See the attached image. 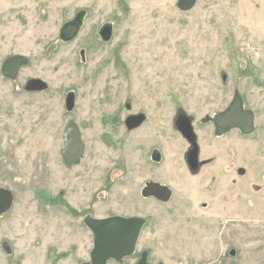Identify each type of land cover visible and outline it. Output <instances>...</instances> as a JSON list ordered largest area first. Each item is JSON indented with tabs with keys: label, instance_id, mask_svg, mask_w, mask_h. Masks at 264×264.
<instances>
[{
	"label": "rangeland",
	"instance_id": "rangeland-1",
	"mask_svg": "<svg viewBox=\"0 0 264 264\" xmlns=\"http://www.w3.org/2000/svg\"><path fill=\"white\" fill-rule=\"evenodd\" d=\"M80 9L78 35L60 41ZM107 21L113 33L102 42ZM12 54L29 63L14 80L0 72V186L14 195L0 215V264H85V217L115 214L145 224L135 252L107 264H136L143 251L151 264H264V0H197L187 11L176 0H0V66ZM28 77L48 88L27 93ZM235 93L254 112V131L215 137L205 117ZM178 111L191 118L200 158L215 157L197 175L184 164ZM139 112L145 121L128 130L126 116ZM69 121L85 147L66 167ZM152 180L171 188L168 201L141 195Z\"/></svg>",
	"mask_w": 264,
	"mask_h": 264
},
{
	"label": "water",
	"instance_id": "water-1",
	"mask_svg": "<svg viewBox=\"0 0 264 264\" xmlns=\"http://www.w3.org/2000/svg\"><path fill=\"white\" fill-rule=\"evenodd\" d=\"M197 0H176V7L181 11L192 9ZM84 19V12L78 11L76 15L65 21L60 27V39L64 42L74 39ZM112 24L105 23L99 33L103 40H108L111 36ZM28 59L25 55L15 54L7 57L3 61L2 72L5 77L14 78L21 66L26 65ZM225 79V75H223ZM47 83L41 78H30L27 81L25 89L44 90ZM75 104L74 91H68L65 96V109L70 111ZM145 120V114H131L126 117L125 125L131 130ZM205 121H211L214 125L215 134L220 136L232 129H238L244 135L254 131V113L250 108L245 107L241 95L235 93L228 106L211 116H206ZM175 127L181 135L193 146L188 156L197 157L198 144L197 137L193 130L191 119L185 114L182 119L175 122ZM64 146L61 149V156L66 167L76 164L84 152V142L81 137V131L75 121H69L63 130ZM155 160L160 159V154L154 150ZM240 174L244 172L243 168L238 170ZM144 197H154L162 202L168 201L172 195V190L168 185L160 182H146L141 192ZM12 203V195L8 189L0 188V214L6 212ZM84 223L91 230L93 246L90 250V260L85 264H107L110 259L123 262L125 257L131 256L135 250L137 241L145 218L139 215H110L105 217L86 216ZM147 251H143L136 264H151L147 260ZM156 264H164L162 262Z\"/></svg>",
	"mask_w": 264,
	"mask_h": 264
},
{
	"label": "flooded vegetation",
	"instance_id": "flooded-vegetation-1",
	"mask_svg": "<svg viewBox=\"0 0 264 264\" xmlns=\"http://www.w3.org/2000/svg\"><path fill=\"white\" fill-rule=\"evenodd\" d=\"M80 10H82L83 12H84V19H83V24H84V20H85V18H86V15H87V11L85 10V9H80ZM80 10H78V11H80ZM78 11H76V13L78 12ZM76 13L74 14V16L76 15ZM73 16V17H74ZM72 17V18H73ZM71 19V18H70ZM69 20V19H68ZM107 22H109V21H107ZM107 22H104L102 25H100V27L98 28V30H97V32H96V36L102 41V42H107V41H109L110 39H111V37H112V33H113V25H112V32H111V36H110V38L108 39V40H103V38H102V35L99 33V31H100V29H101V27L105 24V23H107ZM64 23V22H63ZM62 23V24H63ZM111 23V22H110ZM83 24H82V26H83ZM112 24V23H111ZM82 26H81V28H82ZM61 27V26H60ZM81 28H80V30H81ZM79 30V31H80ZM79 33V32H78ZM59 35H60V29H59V32H58V38H59V40L60 41H62L61 39H60V37H59ZM78 35V34H77ZM73 40V39H72ZM62 42H64V41H62ZM67 42H69V41H67ZM12 55H15V54H12ZM23 55V54H22ZM9 56H11V55H9ZM9 56H7V57H9ZM7 57H5L4 59H3V61L7 58ZM27 59H28V57H27ZM3 61H2V63H1V66H0V72H1V74H2V76L3 77H5L4 76V74H3V72H2V66H3ZM29 63V59H28V62H27V64ZM26 64V65H27ZM25 66V65H24ZM23 66H21L20 68H19V70L22 68ZM19 70H18V72H17V75H18V73H19ZM17 75L14 77V78H8V77H5L6 79H9V80H14V79H16V77H17ZM30 78H39V77H28L27 79H26V81H25V83H24V90L27 92V93H36V92H41V91H43V90H32V91H28V90H26L25 89V87H26V84H27V81L30 79ZM46 82V81H45ZM47 83V82H46ZM48 85V84H47ZM47 88H48V86H47ZM46 88V89H47ZM45 90V89H44ZM66 96V95H65ZM139 113H143V112H139ZM254 113V112H253ZM133 114H138V113H133ZM143 114H145V113H143ZM129 115H131V114H129ZM129 115H127V116H129ZM185 115V113L184 112H181V111H178V113H177V115H176V119L174 120V127H175V122L177 121V120H179V119H182L183 118V116ZM126 116V117H127ZM190 118V117H189ZM206 118V117H205ZM126 119V118H125ZM145 119H146V115H145ZM191 119V118H190ZM145 121V120H144ZM143 121V122H144ZM142 122V123H143ZM211 124H212V126H213V133H214V136L215 137H220V136H223L224 134H226V133H224V134H222V135H220V136H217L216 134H215V129H214V125H213V123L211 122V121H209ZM141 123V124H142ZM67 125V124H66ZM124 125H125V120H124ZM140 126V125H139ZM138 126V127H139ZM125 127H126V125H125ZM138 127H136V128H138ZM127 128V127H126ZM136 128H134V129H136ZM128 129V128H127ZM177 129V128H176ZM129 130V129H128ZM132 130V129H131ZM178 130V129H177ZM238 130V129H237ZM239 131V130H238ZM240 132V131H239ZM228 133V132H227ZM241 133V132H240ZM181 134V133H180ZM241 134H243V133H241ZM244 135V134H243ZM183 137V136H182ZM197 137V136H196ZM184 138V137H183ZM184 140L188 143V147H187V149L185 150V153H184V156H183V160H184V164H185V167H186V169L188 170V172L191 174V175H197L199 172H200V170L204 167V166H208V165H211V164H213L214 163V161H215V157H208V158H200V156H199V153H200V147H199V144H198V139H197V144H198V154H197V157H190V156H188V152H189V150L193 147L185 138H184ZM154 150H157V152H159L158 151V149L157 148H153L152 150H151V152H150V158L154 161V162H156V163H158V161L160 160H155V158L153 157V152H154ZM159 154H160V152H159ZM62 157V156H61ZM160 157H161V154H160ZM63 161V160H62ZM79 162V161H78ZM77 162V163H78ZM76 163V164H77ZM75 165V164H74ZM241 167H239L238 169H237V173H239L238 172V170L240 169ZM240 174V173H239ZM244 174V172L242 173V174H240V175H243ZM146 182H149V181H146ZM146 182L144 183V185H143V187L145 186V184H146ZM152 182H158V181H156V180H152ZM211 182H213V183H216L217 182V178L215 177V175H213L210 179H209V183H208V185L206 186L207 188L210 186V184H211ZM232 184H235V185H239L238 184V181L237 180H232V182H231ZM241 185H243L242 184V182L240 183V187H241ZM143 187L141 188V191H140V193L142 192V189H143ZM0 188H5V189H8L10 192H11V195H12V203H11V205H10V207H9V209L6 211V212H3V213H1L0 215H3V214H6L10 209H11V207H12V205H13V201H14V195H13V193H12V191L9 189V188H7V187H4V186H0ZM170 188V187H169ZM171 189V188H170ZM213 189V186H212V188H210V189H207L208 191H211ZM260 188H258V190H259ZM228 190L227 189H224V191H223V194H222V196H223V199L225 200V202L227 201V194H225L226 192H227ZM240 192V191H239ZM142 195V194H141ZM172 196V195H171ZM152 198H154V197H152ZM171 198V197H170ZM154 199H156V198H154ZM156 200H158V199H156ZM158 201H160V200H158ZM162 202V201H161ZM127 216H132V215H127Z\"/></svg>",
	"mask_w": 264,
	"mask_h": 264
}]
</instances>
